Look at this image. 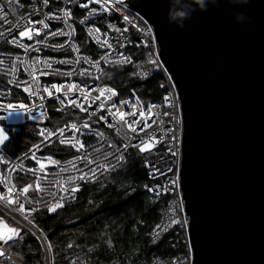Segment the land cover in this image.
Here are the masks:
<instances>
[{"label": "built area", "instance_id": "1", "mask_svg": "<svg viewBox=\"0 0 264 264\" xmlns=\"http://www.w3.org/2000/svg\"><path fill=\"white\" fill-rule=\"evenodd\" d=\"M159 51L152 25L125 0H0V136L7 138L0 141V237L12 235L9 221L31 227L43 248V264H54L32 215L75 200L78 191L73 189L121 167L131 147L151 143L152 150L142 152L148 188L165 196L151 233H166L174 226L184 230L187 252L173 259L153 256L144 264H193L180 184L183 116L175 82ZM119 66H130L143 81L161 73L160 99L144 103L135 91L121 97L102 79L106 68ZM54 85L62 87L57 91ZM19 106L24 121L37 123L38 129L29 148L12 155L4 145L19 124L9 123L8 116ZM53 106L72 109V118L49 121ZM56 144L69 147L64 156L49 150ZM119 155L124 156L120 166L108 167L116 165ZM177 177L178 183L171 184ZM11 240L0 238V261L25 264L6 248ZM62 264L88 263L74 255Z\"/></svg>", "mask_w": 264, "mask_h": 264}, {"label": "water", "instance_id": "2", "mask_svg": "<svg viewBox=\"0 0 264 264\" xmlns=\"http://www.w3.org/2000/svg\"><path fill=\"white\" fill-rule=\"evenodd\" d=\"M125 1L152 25L178 91L193 264H264V0L209 3L183 28L168 0Z\"/></svg>", "mask_w": 264, "mask_h": 264}, {"label": "trees", "instance_id": "3", "mask_svg": "<svg viewBox=\"0 0 264 264\" xmlns=\"http://www.w3.org/2000/svg\"><path fill=\"white\" fill-rule=\"evenodd\" d=\"M102 79L113 84L121 97L135 91L144 103L160 99L164 90L161 73L154 72L143 81L130 66L106 68ZM72 115V109L61 111L53 106L49 121ZM37 129L32 121L19 124L4 149L12 155L27 150ZM68 148L56 144L49 150L64 156ZM149 182L142 152L133 146L121 167L81 184L75 200L55 211L38 209L31 219L48 244L52 262L66 263L74 255L84 257L88 264H144L153 256L182 257L187 252L184 230L174 226L166 233H151L165 196L152 194ZM9 244L6 248L25 264H43L42 245L31 230H21Z\"/></svg>", "mask_w": 264, "mask_h": 264}, {"label": "clouds", "instance_id": "4", "mask_svg": "<svg viewBox=\"0 0 264 264\" xmlns=\"http://www.w3.org/2000/svg\"><path fill=\"white\" fill-rule=\"evenodd\" d=\"M218 0H168L166 17L168 23H174L178 28H183L185 22L191 19L197 9L206 10L209 3L217 5ZM233 4H246L248 0H230ZM234 18L237 22L250 21V17L236 11Z\"/></svg>", "mask_w": 264, "mask_h": 264}, {"label": "snow or ice", "instance_id": "5", "mask_svg": "<svg viewBox=\"0 0 264 264\" xmlns=\"http://www.w3.org/2000/svg\"><path fill=\"white\" fill-rule=\"evenodd\" d=\"M44 3L45 4H47L48 3V0H44ZM127 19V18H126ZM37 31H39L38 29H37ZM20 35L21 36H24V35H28V33H26V32H21L20 33ZM29 38H31V37H29ZM65 63H67V61H65ZM62 75H66V73H61ZM57 91H59L60 90V88L62 87V86H60V85H54L53 86ZM29 89L28 88H25V91H28ZM47 90V89H46ZM52 93L50 92L49 93V95H51ZM113 94H115V90H113ZM167 99V98H166ZM9 107H11V105L9 106ZM150 110V109H149ZM118 115H120L121 117H123L124 116V113H122V112H120V113H118ZM100 119L101 120H103L104 119V117L103 116H101L100 117ZM129 127H131V123L129 122ZM140 130H143L142 128L140 129ZM41 135H44V133H41ZM97 135H101L100 133H97ZM7 138L6 137H3V136H0V141H3V140H6ZM62 143H63V141H62ZM81 148L83 147V144H80L79 145ZM126 147V146H125ZM154 147V145L153 144H151V143H141L140 145H139V150L141 151V152H144V151H151L152 150V148ZM170 152H171V150H169ZM171 154L173 155V156H175L177 153H175V152H171ZM115 158V160H116V165H108V167H119L120 166V163L124 160V156L123 155H119V156H115L114 157ZM145 163L147 164L148 163V161H145ZM157 172L159 171V169H155ZM169 171H171V169H169ZM93 178H94V174H93ZM178 181H179V177H177V179L176 180H173V181H171V184H173V185H176L177 183H178ZM76 189H73V191H75ZM19 208L20 209H24V205L23 204H20L19 205ZM55 209L54 208H49V211H54ZM32 211H34V209H32ZM25 219H27V217H24ZM176 221H173V223H175ZM185 223H186V221H185ZM160 226L159 225H157V228H159ZM8 231L10 232V233H12V235H9V236H5V237H0V238H3V239H5V240H11L12 238H13V236H17V235H19V233H20V229H17V228H8Z\"/></svg>", "mask_w": 264, "mask_h": 264}, {"label": "rangeland", "instance_id": "6", "mask_svg": "<svg viewBox=\"0 0 264 264\" xmlns=\"http://www.w3.org/2000/svg\"><path fill=\"white\" fill-rule=\"evenodd\" d=\"M8 122L12 123V124H21V123L24 122L23 110L21 109L20 106H19V108L17 110L10 111L9 116H8ZM8 223H9V225H11L12 228L20 229V233H21V230H30V229L26 228L25 226H23L21 224H18V222L15 223L13 221H9ZM20 233H19V235H20ZM19 235L13 236V238H12V240L10 242H12L13 240L17 239ZM10 242L7 243L8 246L10 245L9 244ZM2 260L5 261V262H9L10 264H13L9 260H4V259H2Z\"/></svg>", "mask_w": 264, "mask_h": 264}, {"label": "bare ground", "instance_id": "7", "mask_svg": "<svg viewBox=\"0 0 264 264\" xmlns=\"http://www.w3.org/2000/svg\"><path fill=\"white\" fill-rule=\"evenodd\" d=\"M11 134H12V132H11Z\"/></svg>", "mask_w": 264, "mask_h": 264}]
</instances>
